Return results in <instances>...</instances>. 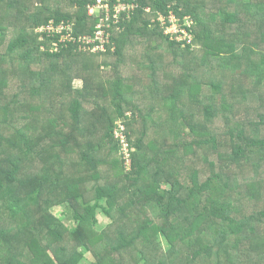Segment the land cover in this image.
I'll list each match as a JSON object with an SVG mask.
<instances>
[{"label": "trees", "instance_id": "16d2710c", "mask_svg": "<svg viewBox=\"0 0 264 264\" xmlns=\"http://www.w3.org/2000/svg\"><path fill=\"white\" fill-rule=\"evenodd\" d=\"M95 3L0 0V264H264V0Z\"/></svg>", "mask_w": 264, "mask_h": 264}, {"label": "rangeland", "instance_id": "374dc122", "mask_svg": "<svg viewBox=\"0 0 264 264\" xmlns=\"http://www.w3.org/2000/svg\"><path fill=\"white\" fill-rule=\"evenodd\" d=\"M100 14V13H96ZM78 86H81L82 83L78 82ZM105 203V202H104ZM51 212L58 218L62 219V221L66 224V227L70 229H75L79 222L76 220L74 213L72 212V208L68 204L64 205H55L51 208ZM90 212L93 216H97L99 219V223L96 225L97 231L101 232L104 230L108 225L111 224L112 219L107 216L101 209L92 207L90 208ZM68 240V238H67ZM158 241L162 243V246L165 249H169L170 241L166 238L165 234L162 232L159 237ZM68 248H73L75 245V242H69L66 243ZM80 251H83L85 253L84 258L81 261V264H97L98 258L95 256V254L92 251H89L85 246H81Z\"/></svg>", "mask_w": 264, "mask_h": 264}, {"label": "built area", "instance_id": "2783aa9c", "mask_svg": "<svg viewBox=\"0 0 264 264\" xmlns=\"http://www.w3.org/2000/svg\"><path fill=\"white\" fill-rule=\"evenodd\" d=\"M111 0H96V3L94 4L93 8H92V12H94L95 8H101V9H105L107 8V3L110 2ZM175 21V18H173ZM176 22V21H175ZM178 29V23L176 22L175 25L173 27H168V34H172V33H176ZM121 131L119 130L118 132H116L117 134V138L121 139V143L123 146V153L126 156L127 159V165H131V153H130V149H131V143L129 141V139L125 136V134L123 133V130H125L123 125H120Z\"/></svg>", "mask_w": 264, "mask_h": 264}]
</instances>
